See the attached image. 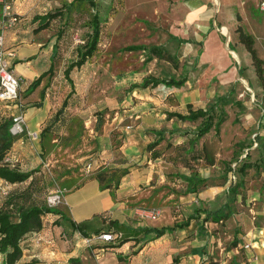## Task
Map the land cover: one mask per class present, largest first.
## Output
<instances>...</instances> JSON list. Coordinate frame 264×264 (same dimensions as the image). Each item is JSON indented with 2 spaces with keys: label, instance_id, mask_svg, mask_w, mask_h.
Wrapping results in <instances>:
<instances>
[{
  "label": "rangeland",
  "instance_id": "1",
  "mask_svg": "<svg viewBox=\"0 0 264 264\" xmlns=\"http://www.w3.org/2000/svg\"><path fill=\"white\" fill-rule=\"evenodd\" d=\"M19 1L32 7L30 17L32 13L54 9L70 0H16V3ZM256 2L257 0H95V7H92L86 0H75L68 11L51 20L52 34L57 35L56 53L52 59L53 68L46 74L41 88L46 92L48 116L33 128L38 130V138L30 139L28 132L33 131L26 129L22 134L12 135L11 146L3 155L9 157L7 164L10 167L21 171L30 170L32 173L27 180L8 187L9 194L1 199L0 207L8 211L12 218H16L17 205L47 203V197L55 190H62L63 195L64 186L90 174L95 176L100 172L98 174L102 177V182L108 183L106 178L110 175L111 168L107 164H101L100 157L113 151L114 179L109 183L110 187L113 183L115 186L118 179L120 181L124 169L128 173V168L132 166L141 168L136 175L150 173L149 180L139 186L141 189L151 186V192L130 205L159 209L170 206V214L183 218L190 207L185 200L194 194L183 193L180 174L197 172L213 177L215 182H225L201 189H209L207 194L214 196V199H209L205 194L203 201L206 207L213 208L218 203L212 186H225L229 181L242 179L243 185L239 188L234 210L241 207L247 209L248 198L261 185L264 172L261 169L255 171L253 167L247 168L244 173L237 169L246 159V152L249 153V161L258 162L260 153L253 137L259 131L258 122L264 119V90L258 79L252 76L253 68L245 65L241 49L246 50L243 46L236 48L237 44L229 36L234 31L237 23L235 14L238 12L241 16L239 25L252 33L254 48L264 58V12L255 8ZM94 11H97L100 20L97 47L79 68L70 70L73 92L67 97L61 114L53 121V113L71 89L63 76V69L69 60L77 57V47L87 36L89 20ZM210 23L223 36L222 57L229 55L232 65L242 67L243 75H238L234 83L227 85L226 90L221 87L217 90L220 72L217 76L210 75L207 78L203 73L205 69L198 75L197 68H192L198 42L204 41ZM224 24H228V35L221 28ZM227 43L233 44L234 52L239 54V58L231 56ZM128 45H142L144 49L124 50L123 47ZM151 46H159L174 55L177 67L156 57L144 63ZM185 70L187 80L179 87L159 84L140 91H127L130 83L139 82L147 74L177 78ZM231 86L233 92L230 97L241 104H227L224 107L227 118L220 125L217 134L210 130L194 139L193 132L199 120L177 121L174 117L166 118V111L186 112L187 103L193 108H206L215 97L211 92L212 95L204 94L208 88L212 91L214 87L218 92L228 91ZM25 95L20 92L18 98L22 99ZM39 101L33 103L37 105ZM23 105L22 100L21 110L25 106ZM36 108L34 106L31 109ZM14 110L13 107L0 106V121L10 118ZM98 121L100 123L96 126ZM141 122L147 126L142 125L141 135L133 138V133L136 134L134 128ZM45 126L49 129L40 134ZM152 127H175L182 134L170 137L166 134L164 139L153 146L150 143L154 136L149 133ZM88 163H91L90 168H87ZM229 167L232 170H228ZM174 183L180 186H174ZM88 194L89 191L86 192ZM90 200L94 207L98 206V199L93 197ZM60 203L50 205L59 206ZM100 218L105 221L109 217L102 214ZM230 221L229 218L210 226L212 228L208 232L206 248L209 252L205 258L209 260V264L217 263L211 260L212 256L218 259L219 248H227L230 244L227 233L230 229L226 228V223ZM205 225L208 227V224ZM194 228L192 223L183 234L177 231L146 243L140 254H132V246L125 245L124 253H120L123 259L120 260L105 256L106 249H96L105 247L104 244L92 239L90 242H83V256L72 257L73 260L68 261V264H174L176 251L183 255L192 244L201 241L193 232ZM24 259L26 258H21L18 264H31Z\"/></svg>",
  "mask_w": 264,
  "mask_h": 264
},
{
  "label": "crops",
  "instance_id": "2",
  "mask_svg": "<svg viewBox=\"0 0 264 264\" xmlns=\"http://www.w3.org/2000/svg\"><path fill=\"white\" fill-rule=\"evenodd\" d=\"M257 2L255 4L256 9ZM13 6L15 11L18 13V21L11 29L5 31L4 46L5 48L12 49L15 52L14 57L10 59V66L14 74L20 77L19 93L24 92V94H26L22 99H20L21 102L23 100V103L25 105H23L24 108L22 110L24 115V127L26 131L31 130L37 133L38 130H35L33 128L39 126L42 121L48 116V113L46 112V107L48 105L45 102L46 92L44 93L45 95H41V88L46 75L41 79L39 85L31 92L27 93L26 88L35 77H37L41 72L45 71L48 68L50 58H52V47H55L57 35L52 34V21L49 22L47 27L42 28L36 32L33 31L34 27L37 25V20H34L33 16L36 14H43L44 12L37 11L35 13H32V15L29 17L32 7H27L23 2L20 1L16 3V0H13ZM258 11L263 12L260 10ZM236 13L238 14V12ZM239 17L241 19L240 15ZM236 21L237 23L235 25V28L237 25H239V21L237 19ZM221 28H224L226 30L225 33L228 35V24L221 25ZM235 28L232 32V35L229 37L232 38L233 42L237 44V48V46H243V44L238 41V36ZM206 31L207 34L204 38V41L202 43L201 41L198 42L199 47L196 51L195 56L193 57L192 68H197L196 74L198 75L200 71H203V69H205L203 73L207 78L210 75L217 76V73L220 72L221 77L218 79L217 90L220 87L226 90L227 85H229L230 83H234L237 79V76H240L238 72L239 66H236V64H231L232 61L229 55H226V57H222V34L216 32L213 29L211 23ZM207 39H209V48L206 49ZM227 45L232 46L233 44L227 43ZM232 47L234 50L229 49L228 52L233 58H239V54L234 52V46ZM198 50H200L199 54ZM246 52L247 51L241 49V53L246 61L245 65L248 64V66H251L253 68L250 56L249 54H247L248 52ZM224 69L226 70L222 72ZM252 76L254 78H257L254 69H252ZM260 87L263 89L261 85ZM225 90L216 92L215 88L213 87L212 91H210L208 88L207 91L204 92V94H215L216 96L224 94L226 92ZM38 100L40 101L37 103V105H35L33 102ZM34 106H36L37 108L31 109ZM15 111L16 109L13 112ZM260 122L264 123V119H260ZM142 125H144V127L147 126V124L144 122L137 124L134 128V130H136V134L133 133V138H137V136L141 135V129L143 128ZM150 129L159 128L152 127ZM257 133L260 136H264V128L259 127V131ZM101 157L105 159L101 161V164H107L108 167L114 170V152L110 151L102 155ZM128 169L129 172L120 178V181L115 188L113 187L111 189H102L100 187V182L98 181V179L91 174L90 176L88 175V177L82 178L81 180L76 181L69 186H64L62 201L57 207L61 209L67 217L75 222L85 219L92 220V217H94L95 215L106 214V216L109 217L108 219H117L119 222L132 227L145 225L161 226L170 225L174 221L183 219L192 211L193 207L196 205L202 204L204 207H206L203 201L205 198L204 196L207 195L209 196V199H214L213 195L207 194V192H209V189L200 190L197 194L193 193L194 195L188 197V199L185 200L187 205L190 207L188 209V213L183 218H178V216L176 217L170 214L168 211L170 210V206H166L163 209H160V216L157 219L141 218L135 212V209L137 207H140L141 205H130V203L136 202V200H139L141 197L146 196L151 192V186L144 189H141L139 186L140 183L142 184L143 182H147L149 180L150 177L148 175L150 173L148 172L146 175H136L138 171H141V168L132 166ZM262 171L264 172V170ZM199 175L202 177H206V175ZM174 186H180V184L174 183ZM182 186L185 187L184 182ZM212 188L214 192H216L215 199L217 198L216 201H218V203L213 208L206 207L207 209H215L222 205L226 200L225 191L227 185L212 186ZM87 191H89L88 195H86ZM254 191V194L248 198L247 209H243L241 207L239 210H234V203L237 202L236 197L235 201H233V203L231 204L230 216L226 219L218 221L224 222L229 218L231 219L230 222L226 223V228L230 229V231H227V233L228 238L231 241L227 248H219L218 254H220V257L218 259L212 256L211 260L217 262L215 264H264V246L258 247L257 249L242 248V245L246 242H253L255 245L259 242H262V244L264 245V179L261 185ZM93 197L98 199L99 204L97 207H94L92 205V200L90 199ZM182 197L184 198V196ZM248 202L251 203L248 204ZM202 216L203 215H201V217ZM43 218L46 219V222ZM56 219L58 223H54ZM192 223H194L195 225L193 232L195 233L197 238H200L201 241L196 244H192V247L188 250V252L183 255L180 253V251H176V253L174 254V258L176 260L174 264H209V260L205 259L207 252H209V250L206 249L209 241L208 232L210 228H212L210 227L212 226L211 224H216L217 222H205L206 224H208V227L204 223V230H202V232H198V224H200V222L192 220L190 221V224L188 226L181 230H177L178 233L183 234L184 230L189 228ZM62 226H65L68 232L71 231L69 223L64 219H61L58 214L46 213L45 215H43L41 228L39 230L27 232L20 240V246L22 248V255L20 259L24 257L26 258L24 260L31 262V264H68L69 258L78 256L82 257V252L85 246L83 242H86L87 238L82 237L78 232H73L71 235H69L67 231L65 232L62 229ZM177 231H174L173 233ZM173 233H166L155 240H158L165 236H169ZM39 234H41L43 237L42 241H36L35 239L36 235ZM49 240H51L52 242L49 243ZM96 242L103 243L98 241ZM125 245L132 246V250L138 248V244H134V241L132 240L125 242L119 247L105 246L103 248H100L103 250L106 249V252L104 253L105 256L113 259L116 258L117 253H124L123 247ZM194 248L197 250L194 251ZM142 250L143 249L140 248L136 253L140 254ZM254 255L255 258H253ZM20 259L16 262V264H18Z\"/></svg>",
  "mask_w": 264,
  "mask_h": 264
},
{
  "label": "trees",
  "instance_id": "3",
  "mask_svg": "<svg viewBox=\"0 0 264 264\" xmlns=\"http://www.w3.org/2000/svg\"><path fill=\"white\" fill-rule=\"evenodd\" d=\"M75 0H70L68 3H63L59 7H55L54 9L47 10L43 14H36L33 16L34 20H37V25L34 27L33 31H38L42 28L48 26L49 22L57 17H60L64 14V12L68 11L71 4H73ZM86 2L95 7V0H86ZM236 19L239 21L240 17L236 13ZM235 31L238 36V41L243 44L244 48L248 52L251 64L253 66L255 75L258 79L259 84L263 87L264 90V63L263 58L260 57L254 48V39L253 36L245 31L241 25H237ZM100 34V20L98 17L97 11H94L90 20H89V29L87 32V36L83 43L78 45L75 59L69 60L67 65L63 69V76L68 81L71 86L70 91L64 97L61 102L60 107L53 113L52 118L53 121L57 119L59 114L63 111L66 106L67 97L73 92V84L72 79L69 76L70 70L74 67L79 68L87 58H89L97 47V43L99 41ZM231 50H234L231 45H229ZM124 50H140L144 49L142 45H128L123 47ZM149 54L145 57L143 62H147L151 60L153 57L164 59L169 61L174 67H177V62L174 59V55H171L167 50L162 49L159 46H151L149 49ZM200 50H198L199 54ZM56 53V45L52 47V58H50V63L48 68L41 72L37 77H35L27 86L26 92H31L34 88H36L41 79L48 74L52 68V59ZM196 59V57H195ZM238 72L240 76L242 75V67H238ZM187 70L182 73L179 77H157L152 74H147L141 78L139 82H132L128 86L127 91L132 92L133 90H140L146 87H154L158 84H162L166 87H179L184 84L187 80ZM233 92L232 86L226 91L224 94L216 95L214 100L204 107L193 108L190 103L186 104L187 110L186 112H178V111H166V118L174 117L177 121H196L199 120L197 124L194 134V139H198L202 137L204 134L213 130L214 133H219L220 125L226 120L227 113L224 110V107L227 104H236L240 105V101L235 100L230 97V94ZM44 94V89H41V95ZM98 120V119H97ZM11 123V119H3L0 121V178L5 179L10 183H17L27 180L32 171H21L14 167H10L7 163L2 162L4 152L11 146L12 143V134L9 131V126ZM100 121L97 122L96 126H98ZM260 128H264V123L259 122L258 125ZM49 129L48 126L42 128L40 134H43L45 131ZM184 132V131H183ZM149 133H151L154 138L151 141V145H157L162 139L165 138L166 134L168 137L174 135H181L182 131L179 128H159V129H150ZM193 142V141H192ZM253 142L255 146L259 149V157L258 162L252 163L249 161V153H245V160L241 162L238 167V172L244 173L247 168L253 167L255 171H259L260 169L264 170V136L258 135V133L254 134ZM104 158L100 157L102 161ZM100 161V162H101ZM228 170H232L230 167ZM111 173L108 175L106 180L108 183H103L102 177L98 174H95V177L100 182V187L103 188H115L119 182L112 184V187L109 186V183L114 179V170L111 168ZM124 174H121L122 177L127 173V169L122 171ZM120 177V178H121ZM180 178L185 183V187L183 189V193H194L197 194L198 191L205 188L209 185L216 184H224V181L220 183L218 181H214L213 177H202L197 172H187L181 173ZM243 185L242 179L238 181L231 182L229 181L227 184V188L225 191L226 200L225 202L215 209H207L202 204L196 205L193 207L192 211L187 214L183 219L174 221L170 225H161V226H139L132 227L126 225L122 222H119L117 219H101V215H95L92 217V220H80V221H72L66 214L59 209L57 206H51L46 203L42 204H30V205H17L16 207V218H12L10 213L2 207H0V264H16V262L20 259L22 255V248L20 246V240L22 237L30 231L39 230L42 226V216L46 213L58 214L61 219L66 220L70 227L71 231H67L65 226H62V229L68 232L71 235L73 232H78L84 238H90L92 235H97L101 232H118L120 236L116 238L114 241L103 242L100 244H104V246L110 247H119L127 241H134V244H138V248L132 250V254H135L144 244L149 241L155 240L166 233H173L174 231L181 230L190 224V221L194 220L200 222L198 224V232H202L204 230L203 224L207 221L218 222L220 220L226 219L231 214V204L235 201L237 195L239 194V188ZM201 215H203L201 217ZM54 223H58L57 219ZM197 249L194 248V251ZM128 256V255H127ZM117 259H123L120 253L116 254ZM127 258V257H126ZM72 258H69L68 261H72Z\"/></svg>",
  "mask_w": 264,
  "mask_h": 264
},
{
  "label": "built area",
  "instance_id": "4",
  "mask_svg": "<svg viewBox=\"0 0 264 264\" xmlns=\"http://www.w3.org/2000/svg\"><path fill=\"white\" fill-rule=\"evenodd\" d=\"M257 9L264 12V0H258ZM18 21V13L15 11L13 6V0H0V106L13 107L16 109L15 112L10 114L11 123L9 131L12 135H19L25 131L24 127V115L21 110L22 102L18 98L20 77L16 76L11 69L10 59L14 57L15 52L12 49H7L4 46V34L5 31L11 29ZM30 139H37L38 135L36 132L29 133ZM255 144V143H254ZM9 157H4L2 162H9ZM91 167V163L87 164V168ZM13 184L5 179L0 178V204L1 199L9 194L8 187ZM62 190L57 189L51 193L46 201L48 205L56 204L62 201ZM52 206V205H51ZM135 212L141 218L157 219L160 216V209L156 207H137ZM120 236L118 232H101L97 235H93L90 239L98 242L114 241ZM36 241H42L43 237L41 234L36 235ZM49 243L52 241L49 240ZM264 246L262 242L254 244L253 242H246L242 245L244 249H257L258 247ZM101 249V248H96ZM255 258V255L254 257Z\"/></svg>",
  "mask_w": 264,
  "mask_h": 264
},
{
  "label": "bare ground",
  "instance_id": "5",
  "mask_svg": "<svg viewBox=\"0 0 264 264\" xmlns=\"http://www.w3.org/2000/svg\"><path fill=\"white\" fill-rule=\"evenodd\" d=\"M210 39V38H209ZM209 39L206 41V49L209 48ZM225 51V50H224ZM217 52V51H216ZM223 63V62H222Z\"/></svg>",
  "mask_w": 264,
  "mask_h": 264
}]
</instances>
